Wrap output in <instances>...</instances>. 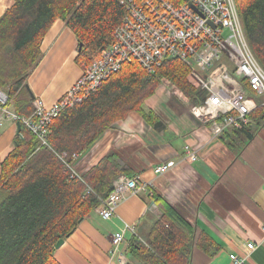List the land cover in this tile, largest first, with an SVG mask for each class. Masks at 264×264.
Returning a JSON list of instances; mask_svg holds the SVG:
<instances>
[{
    "label": "trees",
    "instance_id": "1",
    "mask_svg": "<svg viewBox=\"0 0 264 264\" xmlns=\"http://www.w3.org/2000/svg\"><path fill=\"white\" fill-rule=\"evenodd\" d=\"M120 2L14 0L0 17V91L8 96L15 115L29 117L33 112L26 81L41 58L40 45L51 25L60 19L74 34L82 45L75 63L83 68L113 44V33L126 11ZM235 4L247 44L264 71V0H235ZM189 74L190 69L178 60L165 61L153 72L126 62L85 100L52 119L47 136L52 150L39 147L35 136L20 125L0 165V264H59L53 256L57 241L70 236L100 206L120 175L133 178L135 174L119 151H110L81 181L70 178L55 154L69 158L85 154L130 113H137L155 131L162 130L160 118L146 111L144 103L162 84L194 100L197 89ZM244 87L252 96L250 88ZM256 104L251 123L233 129L234 135L249 140L251 128L264 123V107L261 101ZM221 139L230 149L238 144L230 133ZM154 199L160 218L145 242L132 237L128 243V254L137 263L194 264L199 251L209 258L218 253L219 247L176 208Z\"/></svg>",
    "mask_w": 264,
    "mask_h": 264
},
{
    "label": "crops",
    "instance_id": "2",
    "mask_svg": "<svg viewBox=\"0 0 264 264\" xmlns=\"http://www.w3.org/2000/svg\"><path fill=\"white\" fill-rule=\"evenodd\" d=\"M13 3L0 0V17ZM77 48L74 34L64 21L56 20L41 42V58L26 81L33 99L40 98L50 106L71 89L82 73L75 63ZM165 91L160 87L156 92L159 96H152L143 106L158 115L162 130L155 131L137 113H130L105 131L90 150L92 166L110 151H119L152 195L128 196L107 221L95 209L54 250L59 264H117L121 252L126 258L134 235L125 232L124 242L115 253L111 239L124 231L125 225L133 224L135 237L143 240L161 216L154 197L176 208L219 247L212 258L197 252L194 264H231L230 254L248 255L245 264H264V123L251 128L249 140L243 134L234 135L233 129L214 137L191 115L189 106L166 98ZM225 133L235 138L236 147L225 145L221 139ZM16 134V124L6 120L0 132V165L12 149ZM187 147L195 149L196 161L186 159ZM161 164H168L169 170L155 174L154 168ZM249 243L255 245L253 250L248 249Z\"/></svg>",
    "mask_w": 264,
    "mask_h": 264
},
{
    "label": "built area",
    "instance_id": "3",
    "mask_svg": "<svg viewBox=\"0 0 264 264\" xmlns=\"http://www.w3.org/2000/svg\"><path fill=\"white\" fill-rule=\"evenodd\" d=\"M120 3L126 11L113 33V44L81 68L79 79L59 100L46 106L35 98L32 114L19 117L11 110L8 96L0 91V132L6 120L19 123L35 136L39 147L52 150L47 136L49 124L58 114L85 100L126 62H135L153 72L168 60H178L190 69L198 84L190 113L212 136L251 123L249 116L257 104L248 97L244 86L253 92L252 97L262 98L260 105L264 107V71L247 44L235 0H121ZM90 150L71 158L66 154L55 155L70 172V178L82 181L92 167ZM185 154L188 161L197 160L195 149L187 147ZM168 170V164H161L154 168V173L160 175ZM140 193L152 195L136 177L120 175L112 192L96 208L98 215L106 221L111 219L121 202ZM125 232L137 236L135 225H125L124 231L115 233L111 239L112 253L118 252ZM247 247L253 250L255 245L249 243ZM247 259L248 255H229L231 264H245ZM126 262L124 254L119 253L117 264Z\"/></svg>",
    "mask_w": 264,
    "mask_h": 264
},
{
    "label": "rangeland",
    "instance_id": "4",
    "mask_svg": "<svg viewBox=\"0 0 264 264\" xmlns=\"http://www.w3.org/2000/svg\"><path fill=\"white\" fill-rule=\"evenodd\" d=\"M189 76L191 77V79L193 80V82L195 83V85H196V89L198 90V84H197V82L192 78V76H191V72H190V74H189ZM160 87H164L165 89H166V91H168V92H166L165 91V93H166V98H169V99H178L179 101H180V103H181V105L182 106H185V105H187V106H189V109H191L192 107H193V105L195 104V100H193L192 99V101H188V100H186V99H184L173 87H169V86H167V85H165V84H162ZM159 87V88H160ZM158 88V89H159ZM157 89V90H158ZM157 90H156V92H157ZM155 92V94L153 95L154 97H158L159 95L157 94ZM168 93V94H167ZM250 99H251V101H253V103H258V102H260V101H262V98H260V97H252V96H248ZM151 98V97H150ZM149 98V99H150ZM149 99H147V100H149ZM162 100L164 99V97L163 98H161ZM146 100V101H147ZM145 101V102H146ZM169 103H171V102H169ZM177 108H176V106H174V110L175 111H177L176 110ZM146 234H145V232L143 233V236H145ZM146 238H147V236H145L144 238H143V240H140V241H142V242H145V240H146ZM126 259L128 260H131V261H134V262H136L129 254H126Z\"/></svg>",
    "mask_w": 264,
    "mask_h": 264
},
{
    "label": "water",
    "instance_id": "5",
    "mask_svg": "<svg viewBox=\"0 0 264 264\" xmlns=\"http://www.w3.org/2000/svg\"><path fill=\"white\" fill-rule=\"evenodd\" d=\"M81 48H82V45L81 44L78 45L77 52H79L81 50ZM16 127H17V134H18L21 130V126L19 123H16ZM63 242H64V240H62V239L57 241L54 248L55 249L59 248L63 244Z\"/></svg>",
    "mask_w": 264,
    "mask_h": 264
},
{
    "label": "bare ground",
    "instance_id": "6",
    "mask_svg": "<svg viewBox=\"0 0 264 264\" xmlns=\"http://www.w3.org/2000/svg\"><path fill=\"white\" fill-rule=\"evenodd\" d=\"M246 37V36H245ZM260 66V65H259Z\"/></svg>",
    "mask_w": 264,
    "mask_h": 264
}]
</instances>
